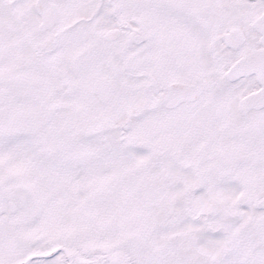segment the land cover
<instances>
[{
	"label": "snow or ice",
	"instance_id": "6c2138e0",
	"mask_svg": "<svg viewBox=\"0 0 264 264\" xmlns=\"http://www.w3.org/2000/svg\"><path fill=\"white\" fill-rule=\"evenodd\" d=\"M0 264H264V0H0Z\"/></svg>",
	"mask_w": 264,
	"mask_h": 264
}]
</instances>
